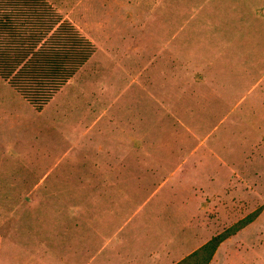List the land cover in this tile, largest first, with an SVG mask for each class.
Returning <instances> with one entry per match:
<instances>
[{
  "label": "rangeland",
  "instance_id": "rangeland-1",
  "mask_svg": "<svg viewBox=\"0 0 264 264\" xmlns=\"http://www.w3.org/2000/svg\"><path fill=\"white\" fill-rule=\"evenodd\" d=\"M95 45L35 110L0 78V264H264V0H46Z\"/></svg>",
  "mask_w": 264,
  "mask_h": 264
},
{
  "label": "trees",
  "instance_id": "trees-1",
  "mask_svg": "<svg viewBox=\"0 0 264 264\" xmlns=\"http://www.w3.org/2000/svg\"><path fill=\"white\" fill-rule=\"evenodd\" d=\"M95 45L46 0H0V78L41 111L95 53ZM249 215L176 264H209Z\"/></svg>",
  "mask_w": 264,
  "mask_h": 264
}]
</instances>
